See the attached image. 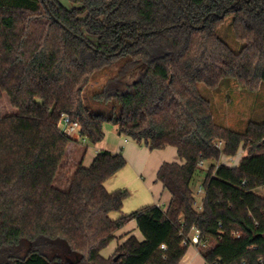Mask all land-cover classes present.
<instances>
[{
  "label": "trees",
  "instance_id": "trees-1",
  "mask_svg": "<svg viewBox=\"0 0 264 264\" xmlns=\"http://www.w3.org/2000/svg\"><path fill=\"white\" fill-rule=\"evenodd\" d=\"M70 2L0 0V100L17 111L0 117V264H182L195 229L209 241L204 264H264V123L218 126L201 93L225 80L264 87V0ZM228 20L238 53L219 35ZM95 78L91 98L109 114L84 104ZM64 117L88 146L112 124L150 151L175 148L180 163L157 173L169 206L124 214L130 191L106 182L126 158L102 151L88 167L76 162ZM240 151L237 166L219 167ZM68 156L74 171L57 186ZM199 171L202 196L192 187ZM131 221L143 240L131 235L117 260L106 258Z\"/></svg>",
  "mask_w": 264,
  "mask_h": 264
},
{
  "label": "rangeland",
  "instance_id": "rangeland-1",
  "mask_svg": "<svg viewBox=\"0 0 264 264\" xmlns=\"http://www.w3.org/2000/svg\"><path fill=\"white\" fill-rule=\"evenodd\" d=\"M62 4L69 9L74 7L73 4H70L69 0H62ZM220 37L235 51L240 52L242 50V44L236 40L232 30L231 20H228L225 25L219 31ZM103 75L99 74L96 78L99 80ZM95 80L91 83V85L85 90L83 99L84 104L87 108L91 111L96 113H106L109 114V107L106 105L96 104L91 96L95 94L98 90V81ZM103 83V81L101 82ZM97 84V85H96ZM201 93L208 101L211 102L213 107V114L215 123L218 126L225 127L227 129L234 130L238 133H244L246 128L250 122L255 123H264V87L257 91L256 93H249L248 91L244 90L241 86H239L233 80H225L223 81L221 87L217 90H209L205 87H201ZM17 111L11 106L10 99L8 96H5L2 100H0V117L5 115H12L16 114ZM114 126L112 124H107L105 126L106 130V141L107 147H118L121 142H119L118 137L114 134ZM74 140L80 142L84 146H88L87 143L83 142V139L78 137V133H74L69 131L68 134ZM125 139L122 138L121 141L124 143ZM103 142V143H104ZM100 143L97 146H88V152L86 155L85 163L90 164L94 155H97V149L103 145ZM78 144V145H77ZM72 144L71 151H80L81 147L79 143ZM121 147V146H119ZM126 147H142L138 144H134L130 142L129 145ZM87 148V147H84ZM119 152H122L121 149ZM178 155V154H177ZM222 160V159H221ZM240 161L238 160L234 165H238ZM74 171V164L70 161V156L66 160L64 166L62 167L55 183L57 186H67V181L71 174ZM205 176V172L199 171L195 176V180L192 183L193 189L196 191L200 188L202 179ZM131 192L130 189H127ZM201 198V197H200ZM128 208V207H127ZM133 211V210H132ZM131 211V212H132ZM122 231H125L123 229ZM119 232V231H118ZM116 233V236L118 234ZM139 235L142 237V233L140 231ZM121 237L117 236V238L113 241L117 243L116 247H112L107 252L105 251L104 254L106 258H116L117 255V246L120 244ZM213 242V241H211ZM213 243H210L212 245ZM202 247H196L194 245L190 246L188 249L187 254L182 260L183 264H201L203 262V257L201 256Z\"/></svg>",
  "mask_w": 264,
  "mask_h": 264
},
{
  "label": "crops",
  "instance_id": "crops-1",
  "mask_svg": "<svg viewBox=\"0 0 264 264\" xmlns=\"http://www.w3.org/2000/svg\"><path fill=\"white\" fill-rule=\"evenodd\" d=\"M59 1L62 3V0ZM70 4L72 3L70 2ZM114 134L118 137L121 144H119L118 147H107L106 141H103V145L97 149L96 153L98 154L102 151H109L112 153L122 154V152H119V150L121 149V151H123V156L127 160V166L116 173L106 182V188L110 192L118 189L131 190L130 196L125 200L123 213L129 214L132 210L136 211L143 207L155 204L166 209L171 201V194L164 188L161 182L157 181V173L164 163H180L179 157L177 155V150L171 147L157 151H150L145 146L126 147L132 141L119 136L116 127L114 128ZM78 138L79 135L76 139ZM122 138L125 139L123 141L124 143H122L121 141ZM78 143L80 144V142ZM133 143L136 144L135 142ZM79 147H81V150L79 152L75 151V161L77 162L81 160L83 161V165L85 167L90 166L96 155L93 156L90 164H86L85 159L89 147L84 146L83 144H80ZM243 155L244 153H241L240 151L239 154L235 157L234 163H236L238 160L240 161ZM234 163H228L227 157L222 158L220 162L221 165L230 167L237 166L234 165ZM120 215V213L112 214L113 218H118ZM123 229H125V231H122ZM123 229L120 230L117 234V236L121 237L120 244L125 242L131 235H135L139 240H143V236L141 237L139 235V230L135 221H131ZM117 243L115 242L114 245L112 242L105 251L107 252L109 249H112V247H116ZM105 255L106 254H104V256ZM201 264H204V260Z\"/></svg>",
  "mask_w": 264,
  "mask_h": 264
},
{
  "label": "built area",
  "instance_id": "built-area-1",
  "mask_svg": "<svg viewBox=\"0 0 264 264\" xmlns=\"http://www.w3.org/2000/svg\"><path fill=\"white\" fill-rule=\"evenodd\" d=\"M61 128L62 130H64V132L68 135L69 134V131L74 132V133H78V124L77 123H72L70 118L69 117H64L61 121ZM83 142L86 143V139H83ZM235 162V157H230L228 158V163L230 164H233ZM220 164V163H219ZM201 167L204 166L203 163L200 164ZM221 166V164L219 165V167ZM204 189L202 186H200V188L197 190V195L198 196H202L204 195ZM258 192L259 193H263L264 194V188H260L258 189ZM195 204L201 209L202 208V203L200 202V200H197L195 202ZM192 242V244L194 246H198V247H207L209 246V241L208 240H201V237H200V231L198 229H195V232L193 234V236L190 238ZM187 241H184V244H187L186 243ZM163 248H165V246L163 245L162 246Z\"/></svg>",
  "mask_w": 264,
  "mask_h": 264
},
{
  "label": "water",
  "instance_id": "water-1",
  "mask_svg": "<svg viewBox=\"0 0 264 264\" xmlns=\"http://www.w3.org/2000/svg\"><path fill=\"white\" fill-rule=\"evenodd\" d=\"M115 259L117 260L118 258L116 257Z\"/></svg>",
  "mask_w": 264,
  "mask_h": 264
}]
</instances>
